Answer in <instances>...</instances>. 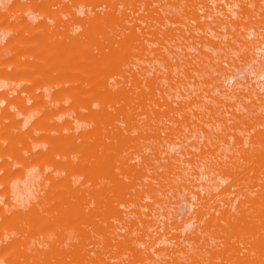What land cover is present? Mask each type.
<instances>
[{"label": "rangeland", "instance_id": "rangeland-1", "mask_svg": "<svg viewBox=\"0 0 264 264\" xmlns=\"http://www.w3.org/2000/svg\"><path fill=\"white\" fill-rule=\"evenodd\" d=\"M0 264H264V0H0Z\"/></svg>", "mask_w": 264, "mask_h": 264}]
</instances>
